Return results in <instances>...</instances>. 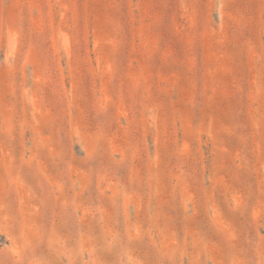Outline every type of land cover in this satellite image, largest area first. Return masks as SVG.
<instances>
[{
	"label": "rangeland",
	"instance_id": "obj_1",
	"mask_svg": "<svg viewBox=\"0 0 264 264\" xmlns=\"http://www.w3.org/2000/svg\"><path fill=\"white\" fill-rule=\"evenodd\" d=\"M0 264H264V0H0Z\"/></svg>",
	"mask_w": 264,
	"mask_h": 264
}]
</instances>
